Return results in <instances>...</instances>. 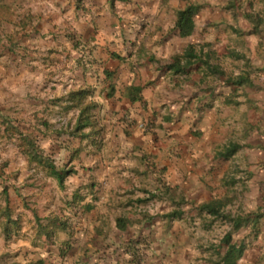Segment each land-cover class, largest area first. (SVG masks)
<instances>
[{
  "label": "rangeland",
  "instance_id": "1",
  "mask_svg": "<svg viewBox=\"0 0 264 264\" xmlns=\"http://www.w3.org/2000/svg\"><path fill=\"white\" fill-rule=\"evenodd\" d=\"M177 1V9L190 3L199 7L196 28L190 37L169 42L168 51L163 54L166 56L161 61L172 64L174 58H182L189 47H193L200 60L191 59L185 72L180 73L175 83L166 84L165 89L175 96L184 95L190 101L199 98L196 100L197 105L200 103L198 110L216 107L217 114H224L221 123L224 129L218 130L223 142L239 145L240 150L236 157L225 160L221 170H225L226 178L213 180L216 194L210 203L219 208V215L200 212L202 204L190 199L187 193L175 196L177 199L172 202L170 197L160 200L159 196L154 201L152 195H144L143 205L136 210L135 206L125 209L117 204L115 213L117 217H124L121 219H125L126 224L129 219L134 220L133 223L140 221L135 229L139 234L144 235L146 231L149 235L161 234L162 264H220L226 252L221 242L228 233L232 234L233 242L245 244L248 258L253 257L252 260L241 259L239 264H264V0ZM81 3L82 0H78V7ZM171 6L166 16L172 14ZM169 21L172 17H167ZM58 36L67 38L73 52L59 51L56 57L45 56L46 60H54L57 65L76 60L79 66L84 63V58H91L97 34L84 42L74 33H59ZM47 37L48 34L42 39ZM15 39L18 44L22 37ZM122 39L124 48L116 49L114 54L126 60L134 55L135 43L130 45L132 41L125 34ZM155 44L161 45L159 41ZM107 52H110L108 48ZM181 64L188 62L182 58ZM59 70L60 67L51 74L57 75ZM241 80L245 81L239 84ZM45 84L55 86L47 91L51 94L36 93L41 105L11 103L3 109L9 120L1 123L0 119V264H23L22 261L31 264L39 260H45L46 264L62 263L71 249L72 238L81 232L77 230L81 219L92 213V205L98 199L95 190L99 192L102 187L110 186L104 180L94 179L100 165L105 167V164L95 163L94 159L102 155L104 148L100 144L104 133L100 127V105L88 97L81 103L70 101V93L77 89L69 90L63 81ZM62 88L66 93L61 92ZM48 96L51 97L46 100ZM46 102L55 108L50 111ZM92 104L97 107L87 111L84 117L90 115L91 121L96 123L95 128L74 134L80 111ZM150 122L142 123L141 128L146 132L155 129L154 123ZM66 124L67 130L62 129ZM28 141H34L44 158L58 169L72 171L63 185L50 176L45 163L32 161ZM5 153L10 155L7 161L2 160ZM155 165L150 156L146 166L153 169ZM89 168L93 174L84 180ZM120 179L116 177L109 181L117 188L116 197H124L121 192L126 191L124 184L118 185ZM85 196L89 201H85ZM174 202L178 203L177 209ZM174 211L182 215L172 219L165 217ZM228 216L240 219L243 226L233 229L232 222L225 219ZM164 221L165 225H161ZM47 232L53 236L48 237ZM98 232L100 229L95 235ZM144 237L138 239L143 250L148 244V237ZM88 243L95 252L103 246L94 238ZM131 262L137 264L138 259Z\"/></svg>",
  "mask_w": 264,
  "mask_h": 264
},
{
  "label": "crops",
  "instance_id": "2",
  "mask_svg": "<svg viewBox=\"0 0 264 264\" xmlns=\"http://www.w3.org/2000/svg\"><path fill=\"white\" fill-rule=\"evenodd\" d=\"M77 2L0 0L1 123L9 120L3 109L11 103L39 105L41 100L36 93L51 94L47 91L55 86L46 82L63 81L69 90H88L89 100L100 105V127L104 130L100 138L104 147L102 155L94 159L105 167L100 165L94 179L104 180L110 186L102 187L99 192L95 190L98 199L92 205V213L81 219L77 228L81 232L72 238L71 249L59 263L133 264L131 261L138 259L137 264H162L161 234L149 235V231L139 234L135 229L140 221L133 223L131 219L126 228L120 230L118 219L124 217H117L116 205L125 209L135 206L136 210L143 205L144 195H152L154 201L159 196L160 200L170 197L172 202L181 193L183 196L187 193L190 199L202 205L212 204L216 194L213 180L226 178L225 170L221 169L226 161L236 157L240 148L232 157L221 158V151L236 145H226L219 134L218 130L224 129L221 127L224 114H217L216 107L198 110L200 103L197 105L196 100L199 98L190 101L184 95L175 96L165 89L166 84L177 81L180 73L168 69L170 62L163 63L161 59L166 56L163 54L168 51L169 42L182 39L175 24L177 12L187 6L177 9V0H82L81 7ZM169 5H172V14L166 16ZM167 17H172V21L167 22ZM59 33H74L83 42L97 34L91 58H84L79 66L76 60H66L61 65L46 60L47 56H58L59 51L73 52L72 44L65 36H58ZM46 34L48 37L43 40ZM124 34L132 41L130 45L135 43L134 55L126 60L114 54L116 49L124 48ZM15 35L22 37L18 44ZM156 41L161 45L155 44ZM171 49L174 54L173 47ZM163 65L166 66L162 68ZM59 67L57 75L51 74ZM61 92L66 93V89ZM47 105L50 111L55 108ZM148 121L154 123L155 129L146 132L141 126ZM62 129L67 130V124ZM9 156L5 153L2 160L7 161ZM150 156L155 169L146 166ZM91 173L89 168L84 180ZM116 177L121 178L118 185L124 184L126 191L121 194L125 198L116 197L117 188L113 182L109 183ZM127 197L130 198L126 201ZM174 205L177 209L178 203ZM161 225H165V221ZM98 229L100 232L95 235ZM143 236L148 237L145 250L138 241ZM93 238L103 244L97 252L88 243ZM248 253L245 251L241 259L252 260Z\"/></svg>",
  "mask_w": 264,
  "mask_h": 264
},
{
  "label": "trees",
  "instance_id": "3",
  "mask_svg": "<svg viewBox=\"0 0 264 264\" xmlns=\"http://www.w3.org/2000/svg\"><path fill=\"white\" fill-rule=\"evenodd\" d=\"M199 11V7L195 4H188L186 8L179 10L177 12V20L175 24V30L178 32L179 36L181 38H188L191 35H193L196 24H195V17L197 16ZM260 19L256 21V23H259ZM186 59L188 62L187 65H182L181 64V59ZM176 57L174 58V62L170 64L168 69L173 70L176 73H184L186 68L189 66L191 63V59H199V56L195 55L193 51V47H189L186 50L185 55L182 57ZM200 60V59H199ZM245 80H241L239 84H242ZM89 96V92L87 90L81 89V90H76L72 91L70 93V101H76L78 103H81L83 99L87 98ZM78 107L80 106L79 104L77 105ZM97 106L92 104L91 106H88L85 109H82L80 111L76 127L74 129V134H78L81 131L88 129V128H95V122L91 121L90 115L87 117H84V114L88 111L93 110ZM44 126L47 127L46 124ZM97 127V126H96ZM97 129V128H96ZM100 131V130H99ZM100 133V132H99ZM87 137V136H84ZM28 149L30 151L31 159L32 161L37 162L38 164H43L45 163L50 176L54 177L55 179L58 180V182L63 185L64 181L67 176H70L72 171L69 170H64V169H58L53 163H51L50 160L45 159L43 152L38 150L37 146H35L34 141H28ZM238 145H231L227 148H225L223 151L219 153V156L224 159H228L232 157L238 150H239ZM45 159V161H44ZM200 212H206L207 214L211 216H217L220 214L219 208L215 206V204H204L200 206L199 208ZM181 213L179 212H173L171 214H167L165 217L168 219H172L173 217H178L180 216ZM225 219H228L230 222H232L233 229H238L242 226L243 222L240 219H232L229 216L225 217ZM10 221H8L9 223ZM118 228L120 230H123L126 228V223L125 219H118ZM7 229V228H6ZM48 237H51V232H47ZM222 246L226 247V253L224 254L223 257H221L220 264H238V261L243 257L244 252L246 250V246L244 243H232V234L228 233L223 239H222ZM31 264H46L45 260H39L35 263Z\"/></svg>",
  "mask_w": 264,
  "mask_h": 264
}]
</instances>
